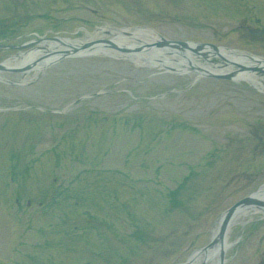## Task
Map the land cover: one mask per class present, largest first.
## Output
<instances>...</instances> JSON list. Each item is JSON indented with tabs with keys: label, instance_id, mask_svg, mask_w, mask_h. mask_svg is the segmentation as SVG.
<instances>
[{
	"label": "rangeland",
	"instance_id": "rangeland-1",
	"mask_svg": "<svg viewBox=\"0 0 264 264\" xmlns=\"http://www.w3.org/2000/svg\"><path fill=\"white\" fill-rule=\"evenodd\" d=\"M250 1L0 0V42L41 38L36 46L52 36L84 39L96 26L134 25L167 39L209 41L211 25L221 31L216 34L221 45L234 46L241 42L232 33L222 34L233 25L219 14H242ZM256 7L264 20V0ZM205 15L219 18L206 25L200 20ZM2 74L7 81H0V264H144L159 245L151 236L168 231L174 237L165 238L150 262H183L210 240V223L218 213L264 181V166L261 175H254V163L240 160L249 159L255 149L243 136L258 131L257 146L264 140V95L245 82L199 78L190 85L189 75L101 54L62 57L26 81L18 72ZM72 106L113 114L56 122L17 113ZM151 111L158 118L148 116ZM166 122L179 128V137ZM61 129L73 130L60 135ZM95 131L103 141L97 153L81 141ZM159 134L160 144L152 147ZM225 135L239 140L237 148L246 152L234 158L232 153L215 154L225 152L219 144ZM172 137L194 150L191 160L182 149L169 147L165 149L181 153V159H164L163 146ZM50 139L58 142L56 148L48 146ZM208 148L210 159L187 162ZM236 168L245 174L229 179ZM166 181L179 185L163 192V200L159 188ZM223 185L220 195L216 187ZM16 199L22 205L31 201L29 208L14 209ZM257 216L231 226L225 264H264V218ZM74 226L87 232L71 233Z\"/></svg>",
	"mask_w": 264,
	"mask_h": 264
},
{
	"label": "bare ground",
	"instance_id": "bare-ground-1",
	"mask_svg": "<svg viewBox=\"0 0 264 264\" xmlns=\"http://www.w3.org/2000/svg\"><path fill=\"white\" fill-rule=\"evenodd\" d=\"M105 28H98L93 34H88L87 38L91 39L94 38L95 33L101 32ZM111 29V28H109ZM111 34L112 44H114V47L121 48L124 47L129 52L125 53L124 56L130 60H132L136 65H145L149 68L154 67H173L175 71L182 73H188L193 76V70H190L189 64H194L191 57L187 56H178L175 54H171L170 56H176L178 58L174 57H166V53L162 50L155 48L154 43L151 41L152 38L149 37L148 30H133L131 32H127L128 34L120 31V30H108ZM137 40H142L143 48L142 50L135 51L133 49L137 48L140 43L137 42ZM54 43H48L46 48H40L31 50L30 52L21 53L17 57L10 58L6 64L10 66H19L22 69H24L26 72L22 75L24 80L30 79V77L35 76L38 73V70L42 69L45 66V63L56 56L59 55L61 50V46L53 45ZM129 44V45H128ZM69 45V44H68ZM73 45V44H71ZM109 46V45H107ZM132 49V50H131ZM135 51V52H134ZM84 53H102L105 55H118L119 50L118 49H111L110 47L102 46L101 44L93 45V47L89 50L83 51ZM45 53H49V56H46ZM222 54H224L227 57H235V58H243V55L241 53L235 52V53H229L226 50L221 51ZM230 57V58H231ZM261 64V63H257ZM241 78H246L249 80L254 79L251 74L249 73H242L239 75ZM259 195L261 197H264V191H262ZM258 211H249L246 209H239L233 218L230 220V224L228 226L226 236H225V243L223 244L225 246V250H227L231 243H228L226 241L227 234L229 230L231 229V226L238 222H243L247 215H251L253 213H256ZM264 214V212H263ZM214 233V232H213ZM227 242V243H226ZM218 246L215 245L214 247L208 248L204 252L201 253H193L190 256V262L188 264H199L200 262L206 263L210 261V264H217L218 262Z\"/></svg>",
	"mask_w": 264,
	"mask_h": 264
},
{
	"label": "water",
	"instance_id": "water-1",
	"mask_svg": "<svg viewBox=\"0 0 264 264\" xmlns=\"http://www.w3.org/2000/svg\"><path fill=\"white\" fill-rule=\"evenodd\" d=\"M159 44H167V45H169V46H171V47H178V48H180V47H188V49H190L191 51H193V52H195V53H199L198 51H199V49H202L203 47H204V45L203 44H195V47H190V46H188V44L187 43H185V42H169V41H166V40H163L161 43H159ZM213 50H217V48L215 47V46H212V45H209ZM218 54V53H217ZM219 55V54H218ZM223 60H225V58L224 57H222L221 55H219ZM2 66L0 65V68H1ZM240 68H244V66H240ZM210 75H212V76H218V75H214V74H210ZM222 77H229V74L228 75H224V76H222ZM250 202H254V203H257V204H263V203H261V202H259V201H257V200H254V199H249V198H244V199H242V200H240L239 202H237L234 206H232L227 212H225V214H226V217H228L229 215H230V213H231V211L237 206V205H239L240 203H250ZM223 227H224V225H222V229H223Z\"/></svg>",
	"mask_w": 264,
	"mask_h": 264
}]
</instances>
